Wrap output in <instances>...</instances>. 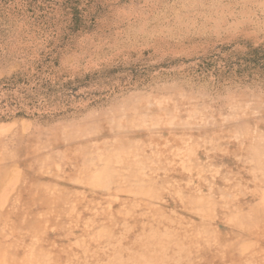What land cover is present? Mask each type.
I'll return each instance as SVG.
<instances>
[{"label": "rangeland", "instance_id": "374dc122", "mask_svg": "<svg viewBox=\"0 0 264 264\" xmlns=\"http://www.w3.org/2000/svg\"><path fill=\"white\" fill-rule=\"evenodd\" d=\"M28 246L264 264V0H0V262Z\"/></svg>", "mask_w": 264, "mask_h": 264}, {"label": "bare ground", "instance_id": "6f19581e", "mask_svg": "<svg viewBox=\"0 0 264 264\" xmlns=\"http://www.w3.org/2000/svg\"><path fill=\"white\" fill-rule=\"evenodd\" d=\"M113 174H114V173H113ZM113 176H114V175H113ZM110 184H111V183H110ZM110 184H109V185H110ZM2 209H3V207H2ZM60 218H61V217H60ZM47 224H48V222H47ZM45 226H46V225H45ZM29 230H30V228H29ZM27 232H28V231H27ZM29 232H30V231H29ZM29 232H28V233H29ZM30 234H31V233H30ZM150 234H151V233H150ZM142 237H144V235H143ZM148 237H149V236H148ZM170 237H171V235H170ZM140 238H141V237H140ZM148 239H149V238H148ZM148 239H147V240H148ZM151 239H152V238H151ZM139 241H140V240H139ZM141 241H142V239H141ZM154 241H155V240H154ZM159 241H160V240H159ZM32 243H33V242H32ZM153 243H154V242H153ZM33 245H34V244H33ZM152 246H153V244H152ZM34 247H35V246H34ZM34 247H33V248H34ZM143 247H144V246H143ZM150 247H151V245H150ZM4 248H5V247H4ZM6 249H7V248H6ZM9 249H10V248H9ZM30 249H31V246H28L27 249H26L27 252H25V255L29 254V257H28L25 261H29V260H30V261L32 262V264H33V263H34V262H33L34 260L32 259L33 256H32V257L30 256V255L33 253V252H32L33 249L31 250V252H30ZM34 249H35V248H34ZM7 250H8V249H7ZM5 251H6V250H5ZM40 252L43 253V251H40ZM3 253H4V252H3ZM42 253H41V254H42ZM0 254H1L0 256L3 257L2 253H0ZM6 254H7V253H6ZM39 254H40V253H39ZM47 255H48V253H47ZM27 256H28V255H27ZM39 256H40V255H39ZM6 257H7V256H5V258H6ZM23 257H24V256H23ZM40 257H41V256H40ZM5 258H3V259L5 260ZM0 259H1V258H0ZM3 259H1V260H3ZM9 259H10V258H9ZM34 259H35V258H34ZM37 259H38V258H37ZM43 259H44V258H42V260H43ZM47 259H49V258H47ZM45 260H46V259H45ZM6 261H7V260H6ZM6 261H4V262H6ZM12 261H13V259H12ZM118 261H119V260H117V262H118ZM43 262H44V261H43ZM0 263L2 264L3 261L0 262ZM14 263H15V262H14ZM27 263H28V262H27ZM8 264H10V263H8ZM11 264H12V263H11ZM23 264H24V262H23ZM30 264H31V263H30ZM39 264H41V263H39ZM119 264H120V262H119Z\"/></svg>", "mask_w": 264, "mask_h": 264}, {"label": "trees", "instance_id": "16d2710c", "mask_svg": "<svg viewBox=\"0 0 264 264\" xmlns=\"http://www.w3.org/2000/svg\"><path fill=\"white\" fill-rule=\"evenodd\" d=\"M12 85H14V86H16L15 84H12ZM12 85H10V86H7L8 88H12ZM7 87H4L3 89H5L6 90V88Z\"/></svg>", "mask_w": 264, "mask_h": 264}]
</instances>
